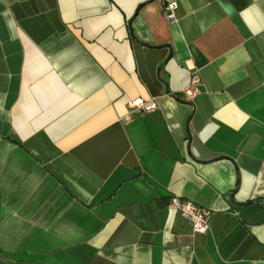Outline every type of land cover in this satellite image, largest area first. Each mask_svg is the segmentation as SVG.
I'll return each mask as SVG.
<instances>
[{"label":"crops","instance_id":"crops-1","mask_svg":"<svg viewBox=\"0 0 264 264\" xmlns=\"http://www.w3.org/2000/svg\"><path fill=\"white\" fill-rule=\"evenodd\" d=\"M167 1L0 0V264H264V0Z\"/></svg>","mask_w":264,"mask_h":264},{"label":"built area","instance_id":"built-area-1","mask_svg":"<svg viewBox=\"0 0 264 264\" xmlns=\"http://www.w3.org/2000/svg\"><path fill=\"white\" fill-rule=\"evenodd\" d=\"M176 6V2L173 0L164 3V15L169 21H172L175 17ZM196 82L197 78L192 77L190 84L183 90L188 99L192 98L197 92V88L194 86ZM155 109H157V102L154 98H131L127 102V113L124 119L129 120L136 115L147 113ZM169 204L173 210L178 212L181 217L190 223L194 233L204 234L208 231L209 218L211 215V211L208 208L174 195L171 196Z\"/></svg>","mask_w":264,"mask_h":264},{"label":"water","instance_id":"water-1","mask_svg":"<svg viewBox=\"0 0 264 264\" xmlns=\"http://www.w3.org/2000/svg\"><path fill=\"white\" fill-rule=\"evenodd\" d=\"M166 62L164 61V62H162V64H160V67H159V70L161 69V67H163L164 66V64H165ZM167 92L168 93H170L169 91H168V89H167ZM173 97H177V96H175V94H171ZM178 98V97H177Z\"/></svg>","mask_w":264,"mask_h":264}]
</instances>
